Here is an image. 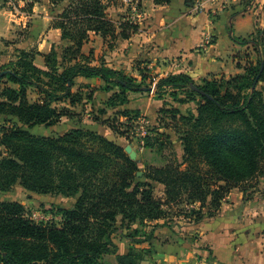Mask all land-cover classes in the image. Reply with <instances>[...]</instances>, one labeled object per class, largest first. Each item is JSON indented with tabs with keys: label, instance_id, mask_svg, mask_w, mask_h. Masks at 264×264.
<instances>
[{
	"label": "trees",
	"instance_id": "trees-1",
	"mask_svg": "<svg viewBox=\"0 0 264 264\" xmlns=\"http://www.w3.org/2000/svg\"><path fill=\"white\" fill-rule=\"evenodd\" d=\"M107 1L51 0L54 6L63 3L52 25L68 46L61 55L54 47L47 54L21 49L14 61L0 67V192L19 184L37 194L76 198L72 208L49 211L54 218L48 223L35 221L21 202L0 200V264H107L106 255H115L116 264H142L151 251L141 245L160 226L137 239L147 224L175 216L195 223L213 218L233 189L247 199L256 188L253 181L264 173V92L258 89L264 81L262 30L251 40L233 38L253 42L258 52L257 62L244 74L201 85L183 73L157 81V99L168 94L177 103H194L196 110L182 114L165 102L160 125L149 128L145 148L163 152L172 145L171 129L182 143L181 160L173 152L165 164L143 171L123 145L96 131L78 127L59 135L32 132L73 117L64 103L76 106L92 99V93L73 91L78 77L101 79L108 92L118 89L109 107L128 103L131 94L152 92V78L145 73L138 81L104 61L94 65L92 53L83 52L92 33L113 47L139 32V23L130 17L115 21ZM153 1L162 6L172 2ZM132 2L141 11L143 0ZM252 2L239 5L246 11ZM28 7L32 11L34 3ZM37 55L44 57L45 68L35 63ZM5 81L9 84L1 88ZM120 115L123 122L115 117L103 124L132 143L131 124L142 115L133 110ZM156 183L164 186L162 198L155 193ZM134 224L142 229H134L129 252L120 254L114 236Z\"/></svg>",
	"mask_w": 264,
	"mask_h": 264
},
{
	"label": "crops",
	"instance_id": "crops-1",
	"mask_svg": "<svg viewBox=\"0 0 264 264\" xmlns=\"http://www.w3.org/2000/svg\"><path fill=\"white\" fill-rule=\"evenodd\" d=\"M16 1L0 0V67L14 61L21 49L47 54L53 47L57 49L59 45L68 46L69 42L61 38V30L52 25L54 17L41 14L36 2L30 12L19 10ZM142 6L143 11L138 15L133 13L132 17L140 25L139 32L129 39H120L111 47L100 35L91 34L90 40L83 46V52L86 55L92 53L94 65H100L104 61L107 66L124 71L138 81H141L142 73L148 75L149 79L183 73L190 76L197 85H201L205 80L244 74L246 67L258 60V52L253 42L243 44L233 38L251 40L257 31L264 32V0H253L250 11H243L238 3L224 6L223 0H172L169 5L164 6L156 5L153 0H143ZM26 19H30L27 25L24 21ZM20 25L27 27L26 35L22 38L18 34ZM206 34L213 36V42L202 46ZM35 63L45 68L42 55H37ZM76 83L73 91L81 90L85 95L92 93L93 97L85 98L81 105L71 106L69 102L63 104L71 109L74 116L64 117L61 123H74L59 134L81 127L96 131L119 143L116 133L107 124H103V121L116 117L123 122L125 118L120 117L123 110L139 111L150 124L158 126L162 117L160 111L165 102L179 109L182 114L196 110V105L192 102L177 103L168 94L164 99H157L154 92H151V96L131 94L128 103L109 107L108 100L118 89L110 92L104 90L106 84L98 78L78 77ZM263 86L264 81H261L258 89L264 92ZM167 133L173 142L178 140L177 134L171 129ZM131 144L136 145L134 141ZM178 145L183 154L182 144ZM155 186H159L158 196L164 197V186L159 183ZM235 190L229 195L234 194ZM239 195L243 194L240 192ZM73 200V205L65 208L74 207L76 198ZM21 203L27 208L24 202ZM231 208H236L237 216H234L235 210ZM247 208L249 209L241 202L231 206L224 203L220 210L222 216L208 218L200 223L181 216L173 217L176 224L180 225V220H183L189 226L182 225V230L199 232L200 240L195 243L182 237H171L179 234V231L175 233L172 230L174 226L171 227L172 221H169L172 218L149 223L153 226L159 224L158 228L161 229L157 228L154 238L141 245L151 248V254L142 264H205V252L208 250H200V243L209 246L210 261L213 264H264V215L255 219L248 218ZM118 225H121V221ZM128 227L126 228L129 232L131 228L142 229L139 224ZM167 227L168 231L162 230ZM124 232L120 234L125 235ZM161 232L171 235L167 234L159 243V238L163 237ZM114 242L118 245L120 254H127L132 238L128 239L126 235L119 238L115 235ZM104 261L116 264V256L106 255Z\"/></svg>",
	"mask_w": 264,
	"mask_h": 264
},
{
	"label": "rangeland",
	"instance_id": "rangeland-1",
	"mask_svg": "<svg viewBox=\"0 0 264 264\" xmlns=\"http://www.w3.org/2000/svg\"><path fill=\"white\" fill-rule=\"evenodd\" d=\"M4 2V1H3ZM36 2L38 11H40L41 14L47 15L49 17H55L58 14L59 8L63 5V3L54 6L51 2V0H17L16 1V6L18 5L20 8L19 10H25L28 11L29 7L28 5ZM108 14L115 20V21H122L125 17H130L132 19L133 15V10L132 6L130 4H127L124 2V0H108ZM13 4V3H12ZM21 5V6H20ZM56 10V11H55ZM141 11H143V8H141ZM136 19V18H135ZM134 19V20H135ZM133 20V19H132ZM26 25L29 24L30 19L24 20ZM27 27H24L23 25L18 27V34H20V38H22L24 35H26ZM44 40V39H42ZM39 44V43H38ZM37 47V45L35 46ZM35 49V48H34ZM63 47L59 45L57 47L58 54L61 55ZM9 82L5 81L3 83V86L1 88L5 87L8 85ZM264 88V86H263ZM154 94V93H153ZM32 97H34L33 94H31ZM148 96V94H146ZM151 96V93L149 94ZM155 95V94H154ZM72 123L74 122H64L61 123L58 126H52V127H46V126H37L34 129H32V132L35 134H41V135H56L61 132L66 131L72 126ZM156 125H153L152 123L150 124L149 128H152ZM178 140H175V142H172V145L168 146L163 152H158L156 150H151V149H139L136 145L133 146L131 143L128 142L126 139H122L120 135L116 134V139L119 143H121L124 147L131 146L133 150L138 154L137 161L142 168L143 171H146L147 166L149 165H155V166H160L162 164H165L168 162L169 159H172V155H174L173 152L176 153L178 158L181 160L183 154L181 153V149L179 150V143H181L180 137L177 135ZM182 144V143H181ZM255 183L256 188H253L252 190L249 191L247 199L244 198V195H239V193L242 191L240 189H236L235 193L232 194L230 197L228 196L226 200L224 201L225 204L229 203V205H235L237 203L240 204H245L249 209L247 208V212H249L246 216L252 217L253 219L263 216V208H264V173L257 176V178L253 181ZM159 186H155V193L158 195V188ZM243 194V193H242ZM234 195V196H233ZM0 199L1 200H17L24 202L27 205V208L30 212H38V213H43L47 214L49 211L56 210L59 207H70L73 205V198H67L64 196L60 195H46V196H41L37 194H31L30 192H27L21 185L17 184L14 186V188L7 193H1L0 192ZM223 203V204H224ZM235 210L236 208H231ZM221 210V209H220ZM175 208L172 210L171 214L175 215ZM235 214L234 216H237V210L234 211ZM51 213V212H49ZM52 214V213H51ZM217 216H222L221 211H218L215 215ZM169 221H172L171 227L175 233L179 231V234L177 235H171V233L166 232L165 235L164 233L161 232L163 237L159 238V243L162 242V239H164L167 236H170L173 239H176L177 237H182L185 238V240L190 241V243H195L197 240L199 241V232L195 230H182V225H186L185 221L180 220L181 224H176L173 218ZM179 221V220H178ZM203 222V221H202ZM159 225V224H158ZM153 225L147 224L143 228L144 233L141 235L137 236V239H143L147 237V235L150 233L152 230ZM186 227H189L186 225ZM158 229H161L158 228ZM162 230L168 231L167 229L162 228ZM170 230V229H169ZM125 231V232H124ZM134 229H130V232L126 227H124L123 232L126 233V237L129 239L130 235L133 234ZM168 234V235H167ZM125 235H121L120 233L117 234V237H123ZM167 235V236H166ZM157 242V241H156ZM148 247V244H145ZM202 248L200 250H208V252H205V261L203 263L205 264H213L211 260V255L209 254V246L206 243H200ZM148 249V248H146ZM151 251V248H149ZM107 264H113L112 262L108 261ZM158 264H161L159 262Z\"/></svg>",
	"mask_w": 264,
	"mask_h": 264
},
{
	"label": "built area",
	"instance_id": "built-area-1",
	"mask_svg": "<svg viewBox=\"0 0 264 264\" xmlns=\"http://www.w3.org/2000/svg\"><path fill=\"white\" fill-rule=\"evenodd\" d=\"M11 2L12 0H8ZM242 0H223V5L224 6H230L234 5L235 3H241ZM127 4H131L133 13L135 14H140L141 11L138 10L137 5L132 2V0H124ZM253 8V2L250 6L247 7V11H250ZM213 42V36L210 34H206L204 39H203V45H210ZM160 79V78H159ZM157 77L152 78V92L155 91L156 83L159 80ZM149 127H150V121L143 117L140 116L137 118L130 127V135L132 137V140L136 143L137 147L139 149H144L145 148V137L148 136L149 134ZM32 218L40 223H48L53 220V216L51 214H43V213H38V212H31ZM57 221V219H54Z\"/></svg>",
	"mask_w": 264,
	"mask_h": 264
},
{
	"label": "water",
	"instance_id": "water-1",
	"mask_svg": "<svg viewBox=\"0 0 264 264\" xmlns=\"http://www.w3.org/2000/svg\"><path fill=\"white\" fill-rule=\"evenodd\" d=\"M2 76V75H1ZM0 80H1V77H0ZM192 88L194 90H197L198 91V88L195 86V85H192ZM125 150L126 152L130 155V157L133 159V160H137L138 158V154L133 150V148L131 146H127L125 147ZM142 175V172L139 173V176Z\"/></svg>",
	"mask_w": 264,
	"mask_h": 264
}]
</instances>
